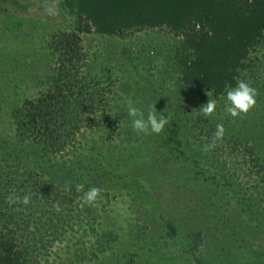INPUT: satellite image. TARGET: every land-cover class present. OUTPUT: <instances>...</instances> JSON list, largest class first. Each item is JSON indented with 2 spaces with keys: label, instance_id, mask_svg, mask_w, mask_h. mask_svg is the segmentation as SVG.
I'll return each mask as SVG.
<instances>
[{
  "label": "rangeland",
  "instance_id": "rangeland-1",
  "mask_svg": "<svg viewBox=\"0 0 264 264\" xmlns=\"http://www.w3.org/2000/svg\"><path fill=\"white\" fill-rule=\"evenodd\" d=\"M87 3L56 0L55 14L49 15L45 0H0V151L8 146L16 163L38 168L45 177H54L48 170L50 163L64 164L73 172L70 181L83 194L99 187L97 201L88 205L81 199L76 213L86 218L83 224L88 223L87 212H92V226H111L121 230L122 237L128 235L115 251L144 246L146 253H139L130 264H143L147 258L149 264H192L198 241L192 239L190 248H183L188 230L203 229L213 243L209 229L214 226L232 224L237 229L233 210L242 219L243 255L226 264H264V222L259 228L249 219L242 195L230 177L231 162L226 156L235 136L264 156V81L244 73L247 77L239 80L250 82L258 90L257 104L246 115L232 117L223 105L226 90L236 84L201 99L195 87L183 81L182 58L187 50L182 36L165 25L103 32L97 27L102 10L88 9ZM58 34L71 40L78 77L102 90L105 100L101 112L94 113L97 126L82 128L63 154L38 156L37 146L16 135L10 111L22 99L35 98L48 88L50 73L57 67V48L63 45L56 41ZM254 50L264 61V32ZM208 99L217 100L218 106L214 115L205 117L200 108ZM130 105L145 113L154 105L158 115L169 117V123L159 134H137L127 115ZM103 117L111 124L102 121ZM217 124H223L228 133L214 148L204 151ZM110 127L114 128L113 137ZM13 144L19 149L14 150ZM110 159L117 164L111 170L114 177L107 181L109 176H100L94 181L93 167H105ZM168 222L179 230L178 236L167 235ZM130 233L137 234L135 241ZM88 238L81 242L75 235L55 248L45 263L96 264L85 260ZM98 264L113 261L109 258ZM193 264H197L195 260Z\"/></svg>",
  "mask_w": 264,
  "mask_h": 264
},
{
  "label": "trees",
  "instance_id": "trees-1",
  "mask_svg": "<svg viewBox=\"0 0 264 264\" xmlns=\"http://www.w3.org/2000/svg\"><path fill=\"white\" fill-rule=\"evenodd\" d=\"M87 2L88 9L98 7L102 10L97 27L103 32L120 28L138 31L142 26L165 25L174 34L182 36L187 54L182 58L185 70L181 77L188 86L195 87L201 99L235 85L237 80L247 77L244 73L253 80L264 81V61L254 50L264 32V0ZM56 41H62L63 45L57 48V67L50 73L48 88L35 98L22 99L10 111L16 135L21 141L29 140L37 146L40 150L38 156L63 154L75 142V136L82 128L97 126L99 122L94 113L101 112L105 100L102 90L78 77L79 72L74 68L77 54L71 40L58 34ZM102 119L111 124L108 117ZM110 131L113 137L114 128L110 127ZM232 139L231 150L226 154L231 162L230 177L242 195L249 219L260 228L264 222V156L243 138L235 136ZM4 147L5 151H0V264H46L45 258L75 235L80 236L81 242L89 237L85 260L92 263H105L110 258L113 264H130L146 253L144 246L134 251H115L120 243L125 244L128 235L122 237V231L111 226H92V212L84 214L88 223L83 224L86 218L76 211L84 194L70 181L73 172L64 164L50 163L48 170L54 177H45L38 168H26L16 163L13 150ZM13 149L19 148L13 144ZM236 162L239 165H235ZM115 166L117 164L110 159L106 160L105 167H93V177H97L94 181L100 176L104 179L109 176L107 181H110ZM26 195L30 197L27 205L22 202ZM10 196L13 199H9ZM233 214L239 223L237 229L232 224L214 226L209 229L213 232V243L206 238L203 229L193 227L188 230L183 248H190L194 239L198 241L192 264L194 260L197 264H226L230 259L242 258L244 236H240L242 228L239 229L242 219L234 210ZM166 231L170 237L179 234L170 222ZM130 234L135 241L137 234ZM202 246L211 249L205 250ZM143 264H149V259Z\"/></svg>",
  "mask_w": 264,
  "mask_h": 264
},
{
  "label": "clouds",
  "instance_id": "clouds-1",
  "mask_svg": "<svg viewBox=\"0 0 264 264\" xmlns=\"http://www.w3.org/2000/svg\"><path fill=\"white\" fill-rule=\"evenodd\" d=\"M56 0H45V11L49 15L55 14ZM209 95V93H208ZM258 90L251 85L250 82L238 80L235 87L226 90L225 103L223 105L224 111L232 117H238L241 114L246 115L257 104ZM218 106V101L215 99H208L207 103L200 108V112L205 116H212L215 114ZM127 115L132 118V128L137 133H161L165 126L169 123V117L162 113L158 115L154 105L147 113L144 110L134 106H128ZM226 129L223 124H217L212 141L205 146L204 151H209L216 146V142L224 136ZM101 195V189L93 186L84 193V201L88 205L94 204ZM9 199H13L12 196ZM25 205L30 203V197L24 196L23 201ZM59 210V209H58Z\"/></svg>",
  "mask_w": 264,
  "mask_h": 264
}]
</instances>
